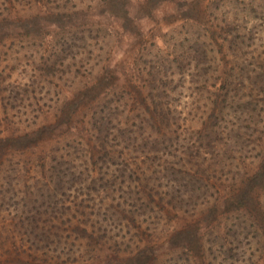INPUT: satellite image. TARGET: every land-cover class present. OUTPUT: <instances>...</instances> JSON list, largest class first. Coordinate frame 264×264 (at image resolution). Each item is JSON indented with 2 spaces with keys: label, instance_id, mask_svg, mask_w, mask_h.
Wrapping results in <instances>:
<instances>
[{
  "label": "rangeland",
  "instance_id": "374dc122",
  "mask_svg": "<svg viewBox=\"0 0 264 264\" xmlns=\"http://www.w3.org/2000/svg\"><path fill=\"white\" fill-rule=\"evenodd\" d=\"M0 264H264V0H0Z\"/></svg>",
  "mask_w": 264,
  "mask_h": 264
},
{
  "label": "trees",
  "instance_id": "16d2710c",
  "mask_svg": "<svg viewBox=\"0 0 264 264\" xmlns=\"http://www.w3.org/2000/svg\"><path fill=\"white\" fill-rule=\"evenodd\" d=\"M213 115H215V114H213Z\"/></svg>",
  "mask_w": 264,
  "mask_h": 264
}]
</instances>
